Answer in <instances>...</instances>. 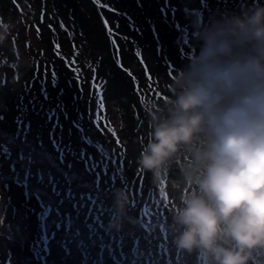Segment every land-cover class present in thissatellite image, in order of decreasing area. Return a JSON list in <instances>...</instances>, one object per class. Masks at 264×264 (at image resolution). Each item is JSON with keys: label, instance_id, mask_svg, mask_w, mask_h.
<instances>
[{"label": "trees", "instance_id": "1", "mask_svg": "<svg viewBox=\"0 0 264 264\" xmlns=\"http://www.w3.org/2000/svg\"><path fill=\"white\" fill-rule=\"evenodd\" d=\"M259 2L264 4V0ZM252 3L253 0H106L105 5L118 18V22L111 21L109 30L98 14L95 0H0V17L12 25L8 39L0 45V89L5 90L0 103V208L7 207L9 220L30 229L19 242L0 239V264H56L52 259L57 236H53V227L49 228L51 232L44 231L53 218L45 200L52 189L62 187L58 183L64 178L57 176L55 168L37 172L36 167L20 169L15 165L23 162L22 152L30 150L18 132L33 139L29 142L33 148L35 144L44 145L48 162L74 168L72 177L85 175L87 163L103 166L112 161L121 167L131 183L125 192L129 197L126 211H133L135 224L161 230L163 238L174 243L178 231L173 209L179 203L181 190L174 188L173 182L181 179L180 165L187 154L173 164L159 187L151 173L139 168L137 159L148 141L149 107L154 103V112L163 107L171 93V77L198 50L201 41L197 24H211L224 16L239 14ZM189 9L193 10L190 15L198 17L196 24L184 15ZM129 26L138 45L144 46L150 39L154 49L163 53L157 58L155 73L141 71L137 76L139 94L131 88L125 102L107 106L108 100L102 99L100 91L121 77L115 75L119 69L110 62L111 35L115 30L123 34ZM163 28L168 33H162ZM190 34L198 38L197 45L185 39ZM128 43L132 44V40ZM175 65L178 67L173 74ZM118 97L123 98L121 89ZM27 155L34 157L33 153ZM56 164L50 163L57 167ZM119 223L117 240L124 241V247H112L108 234L104 244L109 249L107 260L98 262L91 257L82 264H125L127 222ZM136 236L146 241L140 233ZM58 245L61 247L59 240ZM86 253L84 248L83 255ZM71 257L67 251V264L75 263ZM197 259L200 260L198 253H188L185 263H201ZM133 264L153 261L145 257Z\"/></svg>", "mask_w": 264, "mask_h": 264}, {"label": "clouds", "instance_id": "2", "mask_svg": "<svg viewBox=\"0 0 264 264\" xmlns=\"http://www.w3.org/2000/svg\"><path fill=\"white\" fill-rule=\"evenodd\" d=\"M11 27L0 17V45ZM197 29L201 43L176 73L171 95L158 112L154 103L149 107L148 141L137 164L159 187L187 154L181 179L173 182L181 190L173 209L178 235L169 234L177 235L178 250L198 253L202 264H262L264 4L253 0L241 13ZM128 202L120 190L115 202L120 219ZM96 218L100 224L97 213L80 220L92 224ZM112 226L119 228V221ZM137 229L131 224L135 236ZM153 229L145 234L159 232L155 242L164 239Z\"/></svg>", "mask_w": 264, "mask_h": 264}, {"label": "rangeland", "instance_id": "3", "mask_svg": "<svg viewBox=\"0 0 264 264\" xmlns=\"http://www.w3.org/2000/svg\"><path fill=\"white\" fill-rule=\"evenodd\" d=\"M95 1L98 6L100 18L110 30L111 21L118 22V18L115 17L116 12L114 11L113 13V10L105 5L106 0ZM167 1L170 2L171 0ZM192 11V9H189L184 15L190 16L191 24H196L198 22V17L190 15ZM202 25L209 24L204 23ZM156 29L158 31V27H156ZM163 29L164 31L162 33H168L166 28ZM154 37L156 38V36ZM129 39L132 40V44L128 43ZM185 39L195 45L198 44V38L191 34L186 36ZM111 40L113 44V61L110 60V62H113L115 67L119 69V71L115 70L117 72L115 75L121 74V77L111 86H104V89L100 91V94L103 96L102 99L108 100L107 106L114 103L121 104L122 100L125 102L129 89L131 88H134V90H136L135 93L139 94L138 90L140 89L138 88H140V86H137V76H139L141 71L155 73L154 71L158 68L156 63L157 58H160L163 53V51H158L156 48L154 49L150 39L144 46L138 45L131 26H129V29L123 34L115 30L113 35H111ZM144 48L147 49V52H145ZM177 67L178 66L175 65L173 74L176 72ZM171 78L174 79L175 77ZM172 82L168 84L169 91H171ZM120 89L123 94L122 99L118 97ZM170 95L171 93H169V96ZM4 98L5 90L0 89L1 104ZM122 109L123 107L120 110ZM18 133L26 139V144L30 150L22 152L21 156H24L23 162L14 163L15 165L20 169H23L25 166L36 167L37 172L45 170L51 171L52 168H55L58 173L57 176H63L64 178L62 182L58 183V186L62 187L48 195L45 200L46 207L49 209V213L53 218L48 221L45 230L43 227L40 228V230L47 231L50 227H53V236H57L56 238L61 244V247H59L58 240L54 242V259L52 260L55 261L56 264H67L65 260V253L67 251L72 256L71 260L75 261V263L72 262V264H82L83 261L89 260L91 257L95 258L98 262H102L106 259V252L109 250L107 246H104V244L107 243L108 234L111 235L112 247H124L125 242L117 240L118 236L116 233L118 228L112 226L117 221L121 222L122 220H126L127 222L126 231L129 243L127 245L128 249L125 251V264H130L131 262H135L136 259L141 260L145 257H149L153 261V264H186L185 260L188 252L178 250L175 243L167 239H159L158 242H147L148 238L144 236L146 241L137 239V236H135L131 230V224L144 231H154V229L151 226H146L144 228L137 226L134 222L132 211H126V215L122 219L119 218L115 208L117 193L120 190L126 192L131 187L130 180L126 177L121 167L115 165L112 161L107 165L103 164V166L87 163L85 164V173L88 175V178L86 174L81 175L77 173V177H72L74 168L70 169L68 165L57 166L56 162L53 160H49L48 162L46 157L47 150L43 148L45 147L44 145L35 144V148H33L29 145V142H32L33 139L29 136H23L20 132ZM95 142L96 141H94V143ZM41 151H44L45 154L43 153L38 156ZM92 151L93 149H90L89 153H92ZM32 153L34 157L27 155ZM14 160L15 156L13 155L11 162L13 163ZM51 162H54L57 167L50 165ZM96 193L101 195H96ZM99 197L101 198L96 200ZM90 209H93V212ZM92 213H97V217L101 219L100 224L98 223V218H96L95 223L92 224L80 220L82 216ZM28 229L29 228L25 226L21 227L16 222L9 220L7 207L0 208V239H6L14 243L19 242L21 238H26ZM60 232L62 233L61 236H59ZM40 235L42 236V234ZM159 235L160 234H158V236ZM132 244H134V246L130 249ZM7 247L15 250V248L9 245H7ZM112 247L110 246L109 248L113 249ZM84 248H87V253L85 255H83ZM3 252L5 255L8 254L7 250H3ZM17 259L19 260V257ZM197 260L201 262V260ZM194 264H202V262H196Z\"/></svg>", "mask_w": 264, "mask_h": 264}, {"label": "snow or ice", "instance_id": "4", "mask_svg": "<svg viewBox=\"0 0 264 264\" xmlns=\"http://www.w3.org/2000/svg\"><path fill=\"white\" fill-rule=\"evenodd\" d=\"M39 31V29H37Z\"/></svg>", "mask_w": 264, "mask_h": 264}]
</instances>
